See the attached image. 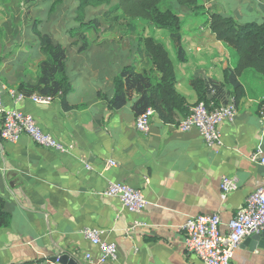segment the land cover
Wrapping results in <instances>:
<instances>
[{"label":"crops","instance_id":"1","mask_svg":"<svg viewBox=\"0 0 264 264\" xmlns=\"http://www.w3.org/2000/svg\"><path fill=\"white\" fill-rule=\"evenodd\" d=\"M14 10V14L0 13V44L15 38L12 32L22 9ZM178 10L189 15L185 9ZM201 11L206 18L213 11L239 23H264V0H228L227 4L215 0L204 3ZM206 18L193 19L186 26V19L180 16L184 61L176 59L168 32L149 24L151 36L168 52L174 89L188 108L197 102L191 77L201 73L222 82L223 70L233 69L237 62L236 53L211 34ZM139 20L136 24L146 23ZM136 38L99 35L93 46L108 47L100 53V64L82 61L71 74V90L63 98L55 96L49 104L26 98L16 105L42 131L70 145V150L61 153L38 146L27 135L17 141L0 138V196L10 213L9 224L0 227V264H26L63 253L79 264H98L83 258L87 252L94 259L98 256L83 235L88 227L101 229V237L117 248L116 259L100 264H204L183 249L185 221L217 212L225 228L247 195L264 185V165L250 156L256 149L257 157L264 156L258 116L264 106V76L246 68L236 77L240 85L235 98L237 115L233 122L219 125L221 141L216 151L197 130L180 131L176 123L164 122L157 111L144 133L134 125V105L139 98L135 91L117 109H110L103 97H112L111 78L123 64L131 63L136 73L150 68L142 54L128 56ZM121 41L127 42L125 48ZM7 71L4 63L0 86L4 85L2 72ZM225 89L233 98V85L228 83ZM3 102L6 108L14 107L6 93ZM187 111L176 112L175 122ZM108 160L117 165L106 168ZM224 176L234 180L233 189L226 194L220 188ZM109 181L141 189L148 204L137 213L123 208L118 198L102 194ZM244 240L234 252L233 264H264V246L251 248Z\"/></svg>","mask_w":264,"mask_h":264},{"label":"trees","instance_id":"2","mask_svg":"<svg viewBox=\"0 0 264 264\" xmlns=\"http://www.w3.org/2000/svg\"><path fill=\"white\" fill-rule=\"evenodd\" d=\"M33 2L21 15L16 31L12 32L15 38L10 43L0 44V67L4 63L8 65V71L2 72V82L24 95L39 93L62 98L71 90V74L82 66V61L89 59L98 66L100 53L108 49L103 44L93 46L95 42L87 39L88 31L100 29L102 14L105 17L113 15L114 18L118 15L120 19H142L157 29L167 31L176 59L184 61L180 15L172 7L175 3L187 11H198L204 7L198 0H175V3H169L171 0H71L70 3L75 5L65 16L69 6L64 0ZM206 22L214 38L237 55L235 67L223 70L222 82L201 73L189 79L197 102H212L217 106L230 100V93L225 89L228 83L233 85L234 99L240 94L236 77L244 69L252 68L264 76V23H239L232 16L213 11H208ZM60 33L63 35L61 41L56 38ZM130 44L132 49H129L128 56L142 54L149 60L150 68L136 73L131 63L123 64L111 78L112 97L102 96L108 100L110 109H117L126 102L129 93L135 91L139 95L134 105L136 114L151 107L164 122L177 123L176 112L189 111V108L174 89L173 64L164 45L151 35H137ZM111 52L115 53L113 48ZM119 54L115 53L116 56ZM32 61H36L34 73L30 72ZM9 220L6 202L0 196V227L7 226Z\"/></svg>","mask_w":264,"mask_h":264},{"label":"built area","instance_id":"3","mask_svg":"<svg viewBox=\"0 0 264 264\" xmlns=\"http://www.w3.org/2000/svg\"><path fill=\"white\" fill-rule=\"evenodd\" d=\"M214 2L215 0H206ZM213 92V91H212ZM6 93L14 107L6 108L3 102V94ZM58 97V95H57ZM29 99L39 104H49L54 97L46 94L33 93L24 95L15 88L0 86V138L5 141H17L22 135H27L38 146L49 148L61 153H67L70 145H64L51 134L41 130L36 120L18 108L24 99ZM155 110L146 108L135 116V128L147 133L150 120ZM237 115V106L234 98L226 104L213 105L212 102L203 101L193 104L184 117L175 125L180 131L197 130L206 145L216 151L220 145L219 125L222 122H233ZM259 132L264 140V106L258 111ZM258 149L250 156L258 159L264 165V156H259ZM114 160H108L105 167L116 166ZM89 168L90 165L86 164ZM234 187V180L224 176L220 182L223 193H228ZM102 194L107 197H116L121 201L123 208L131 212H139L146 207L148 201L139 188H134L123 182L109 181ZM217 212L211 214H199L185 221L182 226L184 232L183 249L196 256L204 264H233L235 250L241 242L252 235L264 233V185L254 189L247 195L243 203L237 208L232 218L225 224ZM103 231L96 227H88L83 230L84 237L98 250L96 259L85 253L84 259L95 263H104L116 259L117 248L112 242L104 240ZM56 260H32L26 264H60ZM76 259V258H75ZM77 261V259H76ZM78 262V261H77Z\"/></svg>","mask_w":264,"mask_h":264},{"label":"rangeland","instance_id":"4","mask_svg":"<svg viewBox=\"0 0 264 264\" xmlns=\"http://www.w3.org/2000/svg\"><path fill=\"white\" fill-rule=\"evenodd\" d=\"M8 1L10 0H0V13H2V15H4L5 13H15L14 8H21L22 9V15L24 14V12L27 10L28 6H30L31 4H33V0H11V2L13 3H8ZM71 0H64L65 4L69 6V9L66 10L65 16L68 13V11H70L72 9V7H74L73 3H70ZM175 3V0H173ZM200 3L204 4H209L211 2H208L206 0H198ZM228 0H222L223 4H227ZM170 3V2H169ZM7 4V6H6ZM167 5L168 2L166 3ZM165 4V5H166ZM175 7H172L174 11H176L180 16H183L184 19H186V26H189L190 23L193 21V19H205L206 18V14L204 11L198 10V11H187L186 12L189 14L188 16L184 15V12L182 13L180 10H178L177 8V4H174ZM176 8V10H175ZM181 9H185L184 7ZM179 11V12H178ZM60 14V13H59ZM117 15V14H116ZM100 21L102 23V25H99L98 31H95L93 29H91L90 31H88L87 33V39L88 42L90 40H92V42H96L99 35H117V34H130L132 37L135 36V38L137 37V35L139 36H146V35H153V33L151 31H149V24L146 22L145 24L140 23V24H136L137 20H130V19H120L118 17V15L116 16V18L112 16L109 17H105L103 14L100 16ZM142 21V20H139ZM126 23L130 24V25H126ZM101 26V27H100ZM107 26L109 28H107ZM105 29V30H104ZM2 31V30H1ZM105 33V34H104ZM98 34V35H97ZM94 37L96 38V40H93ZM56 38L59 39L60 41L63 39V35L57 34ZM122 42V41H121ZM121 44V43H120ZM127 45V42H122V47L125 48ZM35 62L36 61H32L30 62V72L34 73L35 72ZM74 77V75H72V78Z\"/></svg>","mask_w":264,"mask_h":264},{"label":"water","instance_id":"5","mask_svg":"<svg viewBox=\"0 0 264 264\" xmlns=\"http://www.w3.org/2000/svg\"><path fill=\"white\" fill-rule=\"evenodd\" d=\"M244 243H249L251 248L253 246H264V233L255 234L250 237L245 238ZM50 260L55 261L56 256L50 258ZM58 262L60 264H79L73 256H70L68 253H63L59 255Z\"/></svg>","mask_w":264,"mask_h":264}]
</instances>
